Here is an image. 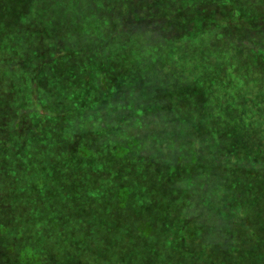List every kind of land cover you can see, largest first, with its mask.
<instances>
[{
	"label": "rangeland",
	"instance_id": "rangeland-1",
	"mask_svg": "<svg viewBox=\"0 0 264 264\" xmlns=\"http://www.w3.org/2000/svg\"><path fill=\"white\" fill-rule=\"evenodd\" d=\"M16 1L0 0V264H264L233 222L264 240L258 114L241 113L264 106V0Z\"/></svg>",
	"mask_w": 264,
	"mask_h": 264
},
{
	"label": "trees",
	"instance_id": "trees-1",
	"mask_svg": "<svg viewBox=\"0 0 264 264\" xmlns=\"http://www.w3.org/2000/svg\"><path fill=\"white\" fill-rule=\"evenodd\" d=\"M34 1L35 0H20V2H22V7L23 8L34 7V5H33V2ZM14 3L17 4V1L14 0ZM60 3H61V6L63 8V6H65V3L62 2V1ZM127 26L130 29L132 28L131 25H127ZM206 30H207L206 32H204L201 35H199L198 37H196V39L198 40L199 38H201L205 34H207V36H210L209 27H207ZM122 33L125 34L124 31H122ZM210 61H212V58H210ZM234 77L235 78H238L236 76H234ZM212 92H213V89H210V109H212V112L210 113V118L217 116L218 113H219L218 111H223V109L225 108V105L224 106H221L224 103V100L222 99V94L217 95V97H220L221 98V103H220L217 100H215V95L212 94ZM253 101H254V97L247 99V103H246V100H245L244 101L245 103H242V105H241V109L243 110V112H241V113H246V111H249L248 110L249 108L254 107L255 108L254 109L255 112L258 114L255 118L252 119L253 120V124H250V121H252V120H249V122L247 124L249 128H247L246 133H245V136L247 138L246 143H247V146L248 147H249V145L251 147H254V149H255V155H257L260 158L257 162H259V164H264V120L260 119V118L264 117V113L258 112L259 110H263L264 111V106H262V104L259 103V102H257V101L255 103H253ZM217 105H219L221 107L219 108ZM226 108H227V106H226ZM261 114H263V116H261ZM236 123L238 125V127H236V128H239L240 127V123L239 122H236ZM214 128H215L214 126H211V129L212 130ZM194 147H195L196 150L198 149L197 148L198 146H197V141L196 140H195V146ZM218 163H220V162H218V161H214L213 162L214 169L217 168ZM250 175H251V179H245V180H243V182L244 183H247V181H248V182L252 183L253 186L258 187L259 186V181L261 179V173L258 172L257 174H255V173L251 172ZM176 191H178V190H176ZM178 193H179V195H182L183 188H182V192H179L178 191ZM250 193H252V192H250ZM240 194H242V193L241 192H238V193H235L234 196H239ZM252 194H254V193H252ZM242 201L243 200L237 199L235 197V202L232 203L231 205H227L226 207L234 208L238 204H241ZM80 212H81V209L78 210V211L73 212L72 213V217H74L75 214L80 213ZM258 212H260L261 216L264 217V211L263 210H256V213H258ZM243 214L244 213H243L242 210L241 211L238 210L237 217L233 219V222L236 223V225H238L239 227H243L244 232H245V235H247L250 239H253V240L257 241V243H259V244H264L263 238L261 237V235L258 234V233H261V232L256 228V226H254V223H255L256 220L255 219H252V218H249L246 221H244V223H243L242 220H243V218H245ZM129 215H130V208L128 210V214L127 215H124V216H129ZM95 216H97V213L93 215V217H95ZM124 216H117L115 218L114 217L113 218L112 217L111 218H107V222L109 224V228H113L111 226V224H110V223H112V220L111 219H113V221L115 222V224L116 223H121L122 218ZM133 218H134L133 220L135 221V217H133ZM138 219H139L138 221L140 223V216L138 217ZM258 219H259V217L257 216V220ZM95 220H97V218L90 219L88 221L94 223ZM143 222H146V218L144 216H143V219H142V223ZM84 223H87V219L86 218H83V223H81V225H80V228L81 229H82ZM121 227H123V225ZM148 227H149V225L147 223H144V228H143L142 224H140V226L138 227V232L143 231L144 229H146ZM63 229H64V227H63ZM67 229H69V228H67ZM113 229H114V231L116 230L115 228H113ZM106 234L107 235H110V234H108V232H105V235ZM89 237L91 238V240L93 238H95V237H98L99 238L98 241H107V240H109L108 237H106V236L103 237V234H101V233H94V235L89 236ZM89 237L86 236V240H88ZM232 237H235V235L234 234H231V238ZM68 238L72 242V238L69 236V234H68ZM258 239H261V240H258ZM83 241H85V240H83ZM221 245L233 249L232 246L233 245H236V244L233 241L232 242L231 241L230 242L225 241ZM207 247L209 249V246H207ZM230 255L233 256V254H230ZM208 256L210 257V252H208ZM233 258H234V256H233Z\"/></svg>",
	"mask_w": 264,
	"mask_h": 264
}]
</instances>
